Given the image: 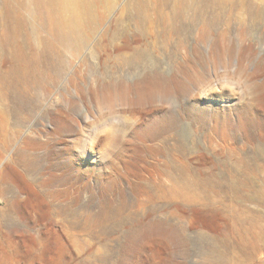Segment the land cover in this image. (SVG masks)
<instances>
[{"label": "rangeland", "instance_id": "obj_1", "mask_svg": "<svg viewBox=\"0 0 264 264\" xmlns=\"http://www.w3.org/2000/svg\"><path fill=\"white\" fill-rule=\"evenodd\" d=\"M132 3L98 8L97 19L104 18L97 31L79 53H67V70L40 104L24 110L25 122L0 162L1 176L21 140L52 131L53 114L65 117L57 145L81 159L88 183L76 210L79 224L0 232V264H207L214 250L223 254L220 262L264 264V250L242 259L231 253L244 250L238 213L254 233L264 231V19L255 22L230 4L215 8L219 23L211 10L196 11L199 19L177 21L179 31L167 21L150 25ZM78 76L77 87L70 86ZM148 76L164 90L141 97ZM15 118L9 113L11 130ZM78 137L84 148L75 144ZM234 167L249 183L233 190ZM172 173L194 178L196 186L178 190ZM55 218L60 223L62 216ZM154 219L180 223L179 239L148 229L132 242L131 228Z\"/></svg>", "mask_w": 264, "mask_h": 264}, {"label": "bare ground", "instance_id": "obj_2", "mask_svg": "<svg viewBox=\"0 0 264 264\" xmlns=\"http://www.w3.org/2000/svg\"><path fill=\"white\" fill-rule=\"evenodd\" d=\"M115 1L0 0V162L4 155L3 153L12 147L18 137L19 128L25 122L22 115L24 110L28 107L36 108L41 102V96H46L52 90V87L62 78L69 66L66 59L67 53H79L85 48L103 21L104 14H100V19H97L98 8L101 6L110 10ZM131 1H133L134 7L140 9L137 14L141 15L143 13L150 25L154 21H167L171 27L175 26L174 28L179 29V31L181 26H176L177 21L180 20L182 24L193 22V20L199 19L197 18V12L203 15L211 10V17L209 18L211 21L216 22L221 15L219 13L215 14V8L220 6L227 9L226 7H229L230 4L234 8L239 7L245 11L247 10V14L255 22L264 19V0H260V3L256 0H204L206 1L205 3L202 0ZM153 1L155 3L150 8V3L152 4ZM152 15H155L153 21L151 20ZM230 21L232 22V19ZM226 22L228 23V21ZM80 77H70L72 78L70 86L74 85L77 87L78 83H80ZM148 77L141 82V97L152 96L164 90L161 80L152 79L153 76ZM9 113H13L18 118H15L16 130L8 128ZM251 113L253 114V112ZM51 119L54 123L53 130L50 132L35 130L32 134L25 137L16 146L13 156L9 158V161L3 167V172L0 176V196L3 197L2 201H4V204L0 207V232L14 236L20 232L41 233L46 229H54L58 226L57 224L66 230L79 224V214L76 210L81 196L88 186L84 176L85 169L81 168V159L72 153L71 147L62 148L57 145L60 141V133L67 127L65 117L53 114ZM75 144L80 148H84L85 140L82 137H78L75 140ZM233 170V175L229 179L233 190L240 187L241 184L244 185L247 181L249 183L248 175L244 170V173L238 167H234ZM163 174H161L162 177ZM172 174L173 184L180 191L183 190V186L190 187L196 183L192 177L184 176L183 178V174ZM209 180L214 181L215 179L212 176L203 177V180L200 178L197 182L198 186H203ZM158 183L162 185V183ZM196 189L199 188L196 187ZM203 193L205 191H202ZM240 211L238 210V212ZM175 214L177 217L180 215L179 213H174L173 215ZM237 215L235 217H237L241 246L244 250L236 251L232 249L231 253L236 259L250 258L264 250V246L260 243L264 238V231L259 230L254 233L253 226L252 228L247 226L243 216L239 213ZM55 216H62L60 223ZM129 219L131 218L128 217ZM131 229L134 230L133 239L131 238L132 242H137L138 236H144L141 233L148 229L153 232L173 235L176 239H179L181 234L180 223L173 224L165 219H154L147 222L143 220V222L138 223L136 227ZM3 236L5 237L6 235L3 234ZM74 241H77V239H74ZM222 255V253H216L215 250L214 253L208 252L207 264H228V261L220 262L223 260L220 259Z\"/></svg>", "mask_w": 264, "mask_h": 264}]
</instances>
